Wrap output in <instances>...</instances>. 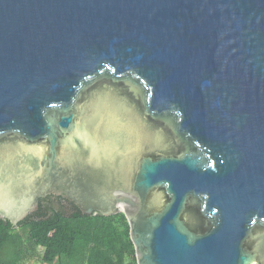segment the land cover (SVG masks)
<instances>
[{"label": "water", "instance_id": "obj_1", "mask_svg": "<svg viewBox=\"0 0 264 264\" xmlns=\"http://www.w3.org/2000/svg\"><path fill=\"white\" fill-rule=\"evenodd\" d=\"M50 194L137 264H264V0H0V218Z\"/></svg>", "mask_w": 264, "mask_h": 264}, {"label": "trees", "instance_id": "obj_2", "mask_svg": "<svg viewBox=\"0 0 264 264\" xmlns=\"http://www.w3.org/2000/svg\"><path fill=\"white\" fill-rule=\"evenodd\" d=\"M41 255V256H40ZM137 264L123 212L109 216L54 212L17 227L0 218V264Z\"/></svg>", "mask_w": 264, "mask_h": 264}, {"label": "flooded vegetation", "instance_id": "obj_3", "mask_svg": "<svg viewBox=\"0 0 264 264\" xmlns=\"http://www.w3.org/2000/svg\"><path fill=\"white\" fill-rule=\"evenodd\" d=\"M77 211L82 213L75 204L62 195L50 194L40 199L37 212L31 214L30 217H48L54 212L71 215Z\"/></svg>", "mask_w": 264, "mask_h": 264}, {"label": "rangeland", "instance_id": "obj_4", "mask_svg": "<svg viewBox=\"0 0 264 264\" xmlns=\"http://www.w3.org/2000/svg\"><path fill=\"white\" fill-rule=\"evenodd\" d=\"M65 215H67V214H65ZM25 264H45V263H43L42 259H35V260H32V261L26 262Z\"/></svg>", "mask_w": 264, "mask_h": 264}]
</instances>
